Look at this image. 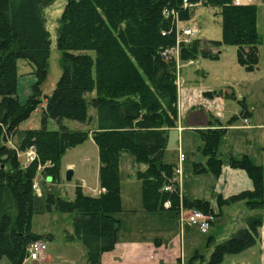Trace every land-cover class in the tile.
I'll use <instances>...</instances> for the list:
<instances>
[{
  "label": "trees",
  "instance_id": "trees-1",
  "mask_svg": "<svg viewBox=\"0 0 264 264\" xmlns=\"http://www.w3.org/2000/svg\"><path fill=\"white\" fill-rule=\"evenodd\" d=\"M54 1L0 0V262L7 257L11 264H23L32 242L52 237L32 231L33 216L55 211L74 215V233L67 239L83 242L88 262L99 264L102 255L115 248L121 228L120 157L124 152L146 165L138 172L144 210H171L175 215L182 203L186 209L214 213L217 218L209 200L181 198L177 183L178 190L163 191L176 177V165L164 161V151L170 130L178 125V60L218 58L212 48L229 44L237 48L239 64L255 70L261 43L258 5H237L234 0H187L190 6L184 5L185 0H68L57 35L62 73L48 94L42 84L48 74L52 42L43 10ZM199 3L217 9L214 13L221 17L222 38L204 42L195 38L190 44L179 45L178 58L167 59L163 52L177 45L179 33L172 11L185 22L192 19ZM19 60L34 66L37 79L25 100L18 93ZM205 95L226 93L221 89ZM230 97H235L234 93ZM240 103V115L246 118L249 111L243 100ZM36 110L42 112L41 127L18 131ZM95 118L92 130H73L63 124L69 119L90 125ZM226 133L224 124L210 116L208 127L200 130L206 163L196 164L197 174L221 175L223 160L218 151ZM90 134L99 150V179L104 191L89 196L77 187L73 200L54 191L36 197L33 181L39 163H54L47 170L58 177L66 151L85 143ZM10 136L17 137V145H8ZM31 146L38 157L24 167L19 153ZM229 164L245 170L254 189L227 199L219 197V205L244 201L250 211L259 213L249 215L245 226L223 241L209 237L211 252L192 257L201 264H222L227 255L256 246L260 238L264 169L248 156H230ZM168 200L169 209L164 207Z\"/></svg>",
  "mask_w": 264,
  "mask_h": 264
},
{
  "label": "rangeland",
  "instance_id": "rangeland-1",
  "mask_svg": "<svg viewBox=\"0 0 264 264\" xmlns=\"http://www.w3.org/2000/svg\"><path fill=\"white\" fill-rule=\"evenodd\" d=\"M67 1L68 0H55L51 5L45 7L43 10L46 27L50 33L52 42L48 74L44 83L42 84L43 91L48 94L52 93L62 73V51L57 47V35L60 18L63 14ZM248 3L258 5V30L261 36V43L259 44L258 49V67L255 70H247L245 67L241 66L237 60V48L233 45L222 44L218 48H212L214 53L219 54L218 58L201 56L195 60V63L192 65L182 63L181 71L178 73V81L181 86L182 84L184 85V81L188 79L189 81H187V85H195L205 90H225L226 95L223 97H225L224 100L226 102V106L223 112L227 117L233 116L234 114H239L240 110H242L240 100L244 99L250 111L252 112L251 117H253L254 120L253 125L255 124L256 126L253 129L259 131L256 132L259 136H257L255 140L253 138V144L257 148L259 144L264 145V2L262 0H250ZM215 11L217 12V9L208 8L199 3V5L194 9L192 19L185 22H180V27L191 26L197 29L198 32L196 33L195 38L202 39V42L208 40H220L222 38L221 17L219 15H215ZM18 66V93L20 98L25 100L33 92L32 87L37 79L34 74V66L32 64L25 60H19ZM232 93H234L235 96L233 98L230 97ZM90 111L92 114H95V110L90 109ZM251 117L249 115L247 116L249 120H251ZM41 118L42 112L40 110L34 111L29 119L20 124L18 131L28 128H40ZM240 120L237 123H243L244 118H241ZM63 124L73 130H88L89 128L95 129L96 119H94L90 125H85L78 121L69 119L63 120ZM52 127H56V125L52 124ZM1 130H5V127L2 126ZM186 131L187 132L184 133L181 138V145L179 144L183 153L179 152L178 150L179 146L177 129L171 132L168 138L166 149L164 151V160L168 162H174L179 159V164L177 167H181V169L183 168L182 175L183 178L185 177V190L187 195H191L196 198H210V195L213 193L212 189L215 185L216 177L213 174H205L201 177L194 175L193 164L205 159V155L202 152L203 141L201 136H192L188 130ZM91 135L92 134H90V136ZM230 136L231 140L233 138L236 139L237 134L234 133V131H231ZM225 140H227V138H224L223 141ZM227 143L229 144L230 141ZM8 145H17V137L10 136ZM232 145H234V143ZM200 147L201 152H199ZM83 152L87 155L86 164L90 165V163L95 164V162H99L97 146L91 141H87L74 148L68 149L62 159L64 165L68 161H74L77 164V175L80 171L85 170L86 168V166L82 165L84 158V154L82 155ZM181 153L184 155V161L180 164ZM19 154V158L23 166L27 167L28 165H24L26 161V155L24 151H20ZM124 155L135 161L130 153H126ZM62 161L59 166L60 172L58 177L53 175L52 172L50 173L51 170H47L48 167H53L54 163L51 161H48L47 163H39L36 177L33 181V184H36L38 188L37 190H34L36 197H43L45 191H54L56 194L64 196L66 190H71L70 186L72 183H69V181L65 180V173L67 170H62ZM135 163L136 168L133 170L130 168L125 169L124 173L120 177L122 210L118 215L121 218L122 223L118 234L121 238H138L139 236L134 234L137 231V228L135 227H137L139 224L141 226L146 224L141 221L144 219L142 216L137 218L138 215H132L130 217L128 215L126 216L125 214H122L123 211H126L124 208H130V206L136 207L137 203L143 204L141 192L142 182L138 177L137 170L143 169L145 165L139 164L136 161ZM127 174L132 175V181L127 179ZM242 202L243 201L232 203L238 206L237 209H234L236 206L233 207L236 215H232V219L235 223H237V221L240 219H244L245 214L247 213L245 212L246 209L243 208L244 206L240 207ZM171 212L172 211L169 210H163L160 214H153L155 215L153 216L154 218L149 220L148 225L145 226L147 228V235L145 236H149L150 238H156L159 236L165 237L167 233L162 232V228L170 225L168 221L169 217L173 220L171 217ZM257 212L259 213V211ZM261 213L264 214V210H262ZM50 215L51 214L47 211L43 214H35L32 219V231L42 233L47 230L49 233H52L54 235L53 238L47 237L46 239L44 238L42 240L47 244L46 254L51 253L53 255H58V250H60V252L63 251V244H65L67 241L65 230L68 228L70 233H73L71 226L72 214L58 212L59 216H53L52 218ZM176 228L177 229H175V231L177 234H179V228ZM211 228L205 233L199 231L197 228H194L191 231L186 228V238H183L184 255L186 257L184 264H201L200 261L194 262L192 257L196 253L207 255L211 252V249H208V240L211 232H213V229ZM173 235H171V238ZM169 239L170 238L165 239L166 242H169ZM76 245L77 246H75L76 250L74 252V256L77 263L86 264L88 261L87 247L81 241H79ZM174 245L180 249L179 238L177 242L174 243ZM30 261L26 264H31ZM48 264L63 263L55 261L49 262Z\"/></svg>",
  "mask_w": 264,
  "mask_h": 264
},
{
  "label": "crops",
  "instance_id": "crops-1",
  "mask_svg": "<svg viewBox=\"0 0 264 264\" xmlns=\"http://www.w3.org/2000/svg\"><path fill=\"white\" fill-rule=\"evenodd\" d=\"M182 63L184 64L187 63L192 65L195 63V61L194 60H190L188 62L179 61L178 73L181 71ZM187 81L189 80L186 79L184 81V85L182 84V86L181 84H179L178 81V125L177 127L171 129L169 133L170 135L172 131L177 129L178 146L179 144L181 145L182 142L181 138L183 134L187 132L186 130H188V132L192 136L193 135L201 136L200 130L208 127V120L210 116L219 119V121L222 122L224 126L227 128V133L222 138L218 151V155L223 160L222 173L218 178L215 179V185L212 189L213 193L210 195V198H205L206 200L210 201L211 207L217 213L216 222L213 224L211 228L213 229V232H211L210 240L215 242H220L227 239L234 232H236L238 229L243 227L246 223V218L249 215L258 213L257 211H250L247 208L246 203L243 201L240 207L244 206L243 208L246 209L245 212L247 213L245 214L244 219H240L237 221V223H235L234 220L232 219V215H236L234 209H237L238 206L236 204L223 205V206L219 205V201H218L219 197H223L224 199H227L231 196L240 194L244 191H250L254 189V182L251 179V177L248 175V173L243 169L233 168L229 164V157L233 156L235 158H241L243 156H248L255 164L261 166L264 169V145L259 144V146L256 148L253 144V138L255 140L256 137L259 136L256 133L259 131L253 129L256 126L255 124L253 125L254 120L253 117H251L252 112L250 111L244 99L243 101L247 106V109L249 111L248 115L251 117L250 118L251 120H249L246 117L244 118L243 123L239 124L237 122L241 118H243L240 115L242 110H240L238 115L234 114L233 116L227 117L223 112L226 106V102L224 100L225 97L223 96L207 97L205 95L206 92H212L217 90H205L195 85L194 86L187 85ZM236 116H239V118L236 119ZM234 117L235 120L231 124L226 125V123L231 118ZM211 128H214V126H211ZM90 129L92 130V128ZM231 131H234V133L237 134L236 139L233 138L231 140L230 138ZM224 138H227V140L223 141ZM87 141H91L92 143H95L92 135ZM228 141H230L229 144L227 143ZM233 143L234 145H232ZM178 150L179 152H182L181 146L178 147ZM199 152H201V147L199 148ZM126 153L127 152L122 153L120 157V177L124 173L125 169L130 168L133 170L134 168H136L135 161L132 160L130 157L124 155ZM83 154H84V158L82 161V165L86 166V168L85 170L80 171L78 175L76 174L77 164L74 161H68L65 165L63 164L62 161V170L72 169L74 171L73 178L71 181H69V183H72L70 186L71 190L69 189L66 190L64 196L60 195L68 200L74 199L75 190L77 187H80L84 192V194L89 196H98L104 191V189L100 185V179H99L100 159H99L98 147H97V154H98L99 162H95V164L94 163H90V165L86 164L87 155L84 152L82 153V155ZM164 161L167 163L175 164L176 168L179 164V159H177L174 162H168L166 160ZM204 162L206 163V157L202 161L195 162V164H193L194 165L193 173L195 176L201 177L205 174L206 175L210 174V173L197 174L195 172L196 164L199 163L205 164ZM145 169H146V165L144 166L143 169H139L137 171L138 172L144 171ZM182 172H183V168H182ZM63 176H64V172H63ZM127 179L132 181V175L127 174ZM185 184H186L185 177L183 178L182 175L181 183L179 185L180 197L196 199V197L186 194ZM125 209L126 211L125 212L123 211L122 214H125L126 216L128 215L130 217L132 215L133 216L138 215L137 218L139 216H142V218L144 219L141 221H143L146 224L145 225L143 224L142 226L139 224L137 227H135L137 228V231L134 234H137V236H139L138 238H121L120 235L117 234L118 240L116 242L115 248L111 251L105 252L101 257V261L99 264H184L185 263L186 257L184 255V248H183V238H186L185 231L186 228H188L191 231L196 227H193L189 224H181V222L177 219L178 212L174 215V212L172 211L173 213L171 212V217L173 218L174 221L169 217L168 221L170 225L166 226L165 228H162L163 230L162 232L167 233V235L165 237L159 236L156 238H150L149 236L146 237L145 235H147V230H146L147 228L145 226L148 225L149 220H152L154 218L153 216L155 215L153 214L156 215L160 214L163 210L157 212H147L144 210L143 204L140 203H137L136 207L130 206V208H124V210ZM49 213L51 214L50 215L51 218L53 216H59L58 212L55 211ZM73 218L74 215L72 214L71 226L74 233ZM175 226L179 228L180 231L179 234L176 233L175 229L177 228ZM46 231L47 230H45V232L42 233H38V232L35 233L43 234V235L49 234L52 235L51 238L54 237L52 233ZM65 231H66V238L67 235H73V233L72 234L70 233L68 228ZM171 235H173L172 238ZM259 236L260 238L256 246L240 254L227 255L223 264H227V263L264 264V223L259 228ZM168 238H170L169 242H166L165 239ZM178 238L180 240V249H178L174 245V243L177 242ZM78 242L79 241L77 240L69 241L67 239L66 243L63 244V251L60 252V250H58L57 252L58 255L47 253L46 259L42 261L39 260L30 261V259L27 258L23 262V264H26L29 261L31 262V264H48L49 262H55V261H58L63 264H78L74 256V252L76 250L75 246H77L76 244H78ZM194 262H198V261L195 260ZM0 264H11V263L7 257H3ZM86 264H90V263L87 261Z\"/></svg>",
  "mask_w": 264,
  "mask_h": 264
},
{
  "label": "built area",
  "instance_id": "built-area-1",
  "mask_svg": "<svg viewBox=\"0 0 264 264\" xmlns=\"http://www.w3.org/2000/svg\"><path fill=\"white\" fill-rule=\"evenodd\" d=\"M235 4H248L250 0H234ZM185 6H190L187 0L184 1ZM172 14L175 16L177 23H178V40L177 45L172 48H168L164 50V56L169 59L172 57L178 58L179 56V49L181 44H190L194 39L195 35L198 32L197 29L187 26V27H180L179 15L178 13L172 11ZM26 155V161L24 165H29L30 163L34 162L37 157V151L34 146L29 147L26 151H24ZM184 161V155L180 154V164ZM182 178V169L181 167H177L176 169V177L171 180L170 183H167L163 187V191L165 192H174L178 190L177 185L179 186L181 183ZM37 185L33 184V190H37ZM180 193V190H179ZM164 207L169 209L171 207V201L168 200L165 202ZM216 215L214 213H205L199 209H186L184 205L181 203L178 211V220L181 224H189L193 227H196L201 232H208L209 229L213 226L216 222ZM47 251V244L43 240H37L32 242L27 248V258L30 260H42L45 259Z\"/></svg>",
  "mask_w": 264,
  "mask_h": 264
},
{
  "label": "water",
  "instance_id": "water-1",
  "mask_svg": "<svg viewBox=\"0 0 264 264\" xmlns=\"http://www.w3.org/2000/svg\"><path fill=\"white\" fill-rule=\"evenodd\" d=\"M74 175V171L72 169H68L66 172V180L71 181Z\"/></svg>",
  "mask_w": 264,
  "mask_h": 264
}]
</instances>
